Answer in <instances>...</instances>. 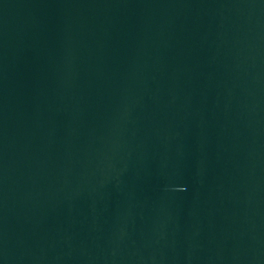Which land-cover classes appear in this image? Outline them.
Instances as JSON below:
<instances>
[{
	"label": "water",
	"instance_id": "95a60500",
	"mask_svg": "<svg viewBox=\"0 0 264 264\" xmlns=\"http://www.w3.org/2000/svg\"><path fill=\"white\" fill-rule=\"evenodd\" d=\"M0 264H264V0H0Z\"/></svg>",
	"mask_w": 264,
	"mask_h": 264
}]
</instances>
